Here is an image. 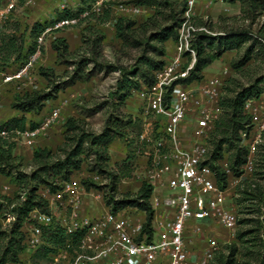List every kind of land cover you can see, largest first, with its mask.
Here are the masks:
<instances>
[{"label": "built area", "instance_id": "obj_1", "mask_svg": "<svg viewBox=\"0 0 264 264\" xmlns=\"http://www.w3.org/2000/svg\"><path fill=\"white\" fill-rule=\"evenodd\" d=\"M214 1L184 0L169 59L154 71L150 83L139 80V87L133 89L138 130L131 148L136 165L132 173L150 188L152 212L148 225L146 211L136 206L112 211L106 205L101 211L87 210L86 197L98 199L100 195L77 178L61 182L53 190L41 186L38 194L46 201L47 210L33 207L22 220L23 264H31L32 254L50 245L45 229L53 223L65 237L52 245L49 264H210L227 243L208 231L219 226L232 233L236 227V213L226 205L227 179L231 176L237 186L254 171L256 152L264 137V101L245 100L243 108L251 120L250 129L241 133L245 160L238 176L232 175L227 163L221 165L218 160L226 175V185L220 187L208 158V139L223 112L221 96L229 69L224 66L213 73L203 72L199 78H189L196 59L193 38L199 32L216 33L198 21L201 9ZM31 2L6 0L0 4V30L19 3ZM66 6V1L61 0L59 7ZM105 10L110 12L108 21L113 24L116 14L138 15L145 7L125 0H89L75 15L52 17L36 36L33 51L21 63L12 70L0 66V96L7 86L23 92L32 83V72L47 35L77 26ZM66 103L67 99H63L44 112L43 108L33 127H9L0 120V139L35 142L59 120ZM91 177L99 179V175ZM13 220L14 214L5 211L0 221L6 226ZM205 230L200 245L195 246L196 237Z\"/></svg>", "mask_w": 264, "mask_h": 264}, {"label": "trees", "instance_id": "obj_2", "mask_svg": "<svg viewBox=\"0 0 264 264\" xmlns=\"http://www.w3.org/2000/svg\"><path fill=\"white\" fill-rule=\"evenodd\" d=\"M234 2L236 0H229ZM248 7L247 12L251 13L257 8L264 10V0H239ZM160 3V2H158ZM184 6V3H183ZM80 9V8H79ZM77 9V12L79 11ZM183 7L169 16L168 24L158 23L157 14L154 13L149 20L154 22L156 32L152 39L158 38L161 44L168 40L174 42L177 37V28L181 19ZM77 12H68L60 14L59 17L75 15ZM69 14V15H68ZM101 21L111 18L108 10H105ZM6 22V21H5ZM47 22H35L32 26L24 31L12 32L11 34L2 35L4 33L5 23L0 30V66H9L21 63L29 53L34 49V40L36 36L43 30ZM206 24L209 30L213 31L211 25ZM135 22L130 16L119 15L114 18L113 26L115 35L122 43L136 40L135 38ZM143 25V24H142ZM145 25V23H144ZM18 27V26H17ZM16 28V27H15ZM90 29V27H86ZM15 31V30H14ZM102 34L90 40V47L95 52L99 45ZM28 39L27 46L24 45ZM250 40V44L244 49L243 54L231 62L234 69L243 67L252 57L253 51L256 54L264 53V20L260 28L251 33L249 28L241 29H225L223 32L209 34L199 32L193 38V44L196 49V59L193 68L190 70L189 78H199L203 75V70L214 60L219 59L226 50L240 49L243 42ZM51 47L60 56L70 54L68 44L65 38L61 36L55 37L51 41ZM162 54L164 51L159 49ZM92 52V53H93ZM95 58L81 56L72 64V74L63 82L65 85L74 83L75 78L80 76L83 71V65ZM61 60V59H60ZM59 60V61H60ZM166 60L153 59L147 62L140 61L141 66H145L140 71V77H135L137 66L132 65L130 69L119 66L120 76L116 79V90L111 92L121 100H124L133 89L139 87V80L150 83L153 80L154 71L161 67ZM138 64V65H139ZM39 74L47 78L49 83L46 89H35L32 91L17 92L11 101L14 109L24 113H39L45 106L46 101L57 96L58 91L65 87L59 81L53 72V69L40 66ZM264 99V74L257 76L247 85L242 84L235 78L227 77L221 96L222 115L216 124V128L210 134L208 158L211 161V167L215 172L216 180L220 187L226 185V175L221 170L218 160L223 159V152L228 151L227 163L232 171V175L238 176L241 172V165L245 160L246 149L242 144L241 133L246 132L251 127L249 114L244 111L243 105L245 100ZM82 120L73 115L66 117L64 122L65 140L58 146L56 151L45 147L37 146L34 148L31 158V168L29 172L20 169L21 158L13 154L14 141L8 139H0V174L9 176L17 186L12 195H2L0 197V211L12 212L14 220L8 225L0 222V264H14L20 262L23 264L24 254V233L21 230L22 220L27 211L33 207H39L47 210L46 201L38 194L41 186H49L52 190L58 188L61 182L72 177L74 171L82 168L85 159L90 155H94V164L90 170L97 169L104 174L109 182L107 184H97L92 179H83L81 182L86 187H107L103 197L105 204L112 210L116 211L125 206H136L143 209L147 213L146 226L151 216L152 208L149 203L150 188L142 182L135 193L117 192V183L120 177L131 175L132 169L122 168L112 170L108 166L109 156L107 154L110 142L115 138H121L123 128L134 120L130 114L119 118L116 115L110 116L100 132L85 130L81 124ZM7 126L24 127V117L21 116L9 122H5ZM35 122H30L29 127H33ZM260 142L255 160V168L249 179L241 181L237 185L236 199L240 209L239 213H256L255 217L246 218L237 216V225L243 228L236 231V239L238 242H227L224 248L216 252L211 260L212 264H264V188L259 183L258 178H264V147L259 149ZM133 153L126 156V159H133ZM133 162H131L132 165ZM133 167V166H132ZM23 195L24 199L20 196ZM251 207V209H250ZM52 230L46 235L45 239L50 245H43L35 253L32 254L31 264H36L38 257L42 256L48 259V253L52 250V245L60 243L65 235L56 224H50L47 228Z\"/></svg>", "mask_w": 264, "mask_h": 264}, {"label": "rangeland", "instance_id": "obj_3", "mask_svg": "<svg viewBox=\"0 0 264 264\" xmlns=\"http://www.w3.org/2000/svg\"><path fill=\"white\" fill-rule=\"evenodd\" d=\"M65 1L67 6L64 9L59 7L61 0H32V2L27 5L19 3L17 8L9 14L2 35L4 36L6 34H11L12 32L16 33L24 30L27 32L33 23L37 21L47 22L50 13L54 11L59 14H65L68 12L75 13L80 6L85 5L89 0ZM125 1L137 3L145 7V10L142 13L130 16L135 22V38L137 41L130 40V42H125V44L122 43V41L115 35V29L112 22H109L108 20H100L104 17L102 14L93 15L88 20L80 22L77 26L55 31L50 35H47L42 55L32 72V83L25 88V91L46 89V86H48V79L39 74L38 68L40 66L53 69L55 77L63 83L66 81V78L72 74L71 62H74V60H77L81 56H92L95 58L94 61H89L83 65V71L79 73L80 76L75 78L74 83L69 85L63 83L65 87L58 91L55 98L46 101L42 112L50 107L56 106L61 100L67 99V103L61 110V116L64 120L63 122H65L67 116L73 115L82 120L81 124L85 130L96 133L102 130L110 116L116 115L119 118H123L125 115L130 114L134 123L123 128V135L121 138H115L110 142L107 154L110 158L108 166L112 170H120V168H122V170L132 169L131 175L120 177L118 180L117 192L135 193L141 182L138 178L134 177L133 174V170L136 168L135 159L133 158L131 159L132 161H130L129 159H126V156L132 153L131 148L134 136L138 130V122L135 117L137 114L136 97L134 95V90L132 91V94H129L124 100L112 96L111 92L116 90V79L120 76V71L118 69L119 66L128 69H130L132 65L137 66L138 68L136 69L137 73L135 77H140V71L145 67L139 64L140 61L146 60L149 62L153 59H169L173 52L174 43L171 40H168L161 44L158 38L152 39L153 34L156 32V28L154 27V22H151L149 18L159 10L160 12L157 14L156 19L157 22L163 24L170 23L168 17L172 16L173 13L179 11L183 7L184 0ZM247 10L248 7L239 0L234 2L229 0H215L210 6L201 9L198 21L207 22V24L212 26L213 31L218 33L223 32L225 29H241L246 27L249 28L251 33H255L263 23L264 10L261 8L255 9L253 12V19H251V13L247 12ZM117 16L119 15L116 14L115 17ZM87 26L90 27V29H86ZM71 34L74 39L70 40L69 43L67 42L70 54H64L63 56L58 55L51 47V41L54 38L53 36L59 35L65 38L66 36H71ZM101 34L102 37L99 45L96 47V51L93 52L90 47V40L94 37H99ZM73 40L75 41L73 42ZM27 44L28 39L24 45L27 46ZM249 44L250 40H247L242 43L240 49L226 50L219 59L214 60L203 70V72L209 74L227 66L229 69V78H235L242 84L247 85L253 81L255 77L264 74V53L256 54L257 51L254 49L253 57L239 69H234L231 66V62L240 57ZM159 49H162L164 52L161 54ZM3 93L1 96H3ZM16 93L17 92L11 88L7 95L13 99V96ZM260 100L264 101V99ZM39 118L37 120H39ZM64 137L65 127L64 123H61L60 121V123L51 127L45 135L38 137V141L33 147L40 146L41 142L45 141V143L42 142L45 148H50L56 151L58 146L64 142ZM263 147L264 137L259 149L261 150ZM20 156L22 157H20V169L24 172H29L31 168V159L24 160V155ZM227 156L228 151L225 149L223 152V159L219 160L221 165L227 163ZM131 162H133L132 165ZM92 164H94V155L90 154L85 159L82 168L74 171L72 178L83 180L86 178L92 179V175H99V179L97 181L92 179V182L97 184H107L109 179L104 174L97 169L90 170ZM258 181L264 188V178H258ZM227 184L229 187L226 191V205L232 207L238 217H255L256 213L251 214L245 212L242 214L238 212L240 207L237 204L236 199L239 195L237 193V186L233 185V179L231 176L227 179ZM4 186L7 187L5 188ZM90 186H92L94 190H98L100 198L94 199L87 196L86 209L89 211H101L106 207L103 194L107 187L98 188L92 184ZM16 189L17 186L9 176L0 180V197L2 195H12ZM235 193L237 195H235ZM2 217L3 213L0 211V220ZM53 224L57 225V223ZM241 228H243V226L236 224L232 233H229L222 227L213 226L211 227V230L208 231V234L216 236L219 240L226 239L227 242H238L236 239V231ZM50 232H52L51 229H45L46 235ZM206 233L207 231L205 230L201 235L196 237L195 243L197 245L195 246L200 245L203 236ZM223 248L224 244L221 249ZM36 264H49V262L44 257L40 256L37 258ZM210 264H212V262Z\"/></svg>", "mask_w": 264, "mask_h": 264}, {"label": "crops", "instance_id": "obj_4", "mask_svg": "<svg viewBox=\"0 0 264 264\" xmlns=\"http://www.w3.org/2000/svg\"><path fill=\"white\" fill-rule=\"evenodd\" d=\"M5 1L6 0H0V4L4 3ZM59 15L60 14L58 12H55V11L54 12H51L50 15H49V20L48 21H50L52 19V17H54V16L59 17ZM48 21H47V23H48ZM39 22L42 23V21H39ZM54 34H56V33H54ZM57 36H59V35H57ZM57 36H53V37L55 38ZM72 39H74V37H73L72 34H71V36H66L65 37V40L68 43ZM74 41L75 40H73V42ZM15 66H16V64H11V65L7 66V68L9 70H12V69L15 68ZM10 90H11V86H7L6 90L3 93V96L0 97V120L5 123V122H9V121H11L13 119H17V118L23 116L24 117V127H29L30 122L37 121V119L39 118L41 112H39V113L24 112V113H22V112L18 111L17 109H14L11 106L12 98L7 95L8 91H10ZM62 108H61V110H62ZM60 121H61V123H64L63 122L64 121L63 120V117L61 115H60L59 120L56 123H54L51 127H53L55 124L60 123ZM14 127L20 128L19 126H14ZM37 141H38V138L33 143H25V144H22V143H14L13 154L16 155V156H18V157H21L20 155H24V160L31 159L32 158L33 150L35 148L33 146H34L35 143H37ZM42 142L45 143V141H42ZM42 142L40 144V147H45L44 144H42ZM48 149H50V148H48ZM3 178H7V176L0 174V180H2Z\"/></svg>", "mask_w": 264, "mask_h": 264}]
</instances>
